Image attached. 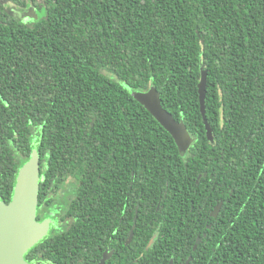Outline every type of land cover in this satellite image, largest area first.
<instances>
[{"label":"trees","instance_id":"obj_1","mask_svg":"<svg viewBox=\"0 0 264 264\" xmlns=\"http://www.w3.org/2000/svg\"><path fill=\"white\" fill-rule=\"evenodd\" d=\"M151 86L184 154L133 96ZM34 148L87 182L93 224L123 189L124 264H264V0H0L4 201Z\"/></svg>","mask_w":264,"mask_h":264},{"label":"flooded vegetation","instance_id":"obj_2","mask_svg":"<svg viewBox=\"0 0 264 264\" xmlns=\"http://www.w3.org/2000/svg\"><path fill=\"white\" fill-rule=\"evenodd\" d=\"M46 151V148L38 151L40 191L42 188L44 196L39 197L37 219H50V226L48 233L25 254V258L34 264H100L108 255L102 264H124L123 189L118 191L120 196L116 204L108 198V205L98 212L105 222L93 224L97 218L96 207L87 182L78 181L66 167L49 168ZM47 170H51V174ZM115 216L119 217L118 222ZM94 231L100 236L93 247L89 237ZM82 236L87 240L82 242Z\"/></svg>","mask_w":264,"mask_h":264},{"label":"water","instance_id":"obj_3","mask_svg":"<svg viewBox=\"0 0 264 264\" xmlns=\"http://www.w3.org/2000/svg\"><path fill=\"white\" fill-rule=\"evenodd\" d=\"M19 15L37 17L33 6L27 11H20ZM207 76L208 71L203 69L198 85L200 108L208 139L214 141L213 129L206 116ZM133 96L171 133L180 152L184 154L188 151L195 138L186 123L176 119L174 114L164 107L157 87L151 86L144 91H134ZM39 193L40 156L38 150L34 148L30 158L18 171L12 199L9 202L0 200V264H34L25 258V254L48 233L50 226V219L44 221L37 219ZM221 205L222 202L213 209L212 215H218ZM132 236L133 232L130 239ZM197 240L200 241L201 238L198 237ZM105 257L100 264L105 261ZM191 259L192 256L188 258L187 264ZM169 264H173V261L171 260Z\"/></svg>","mask_w":264,"mask_h":264}]
</instances>
